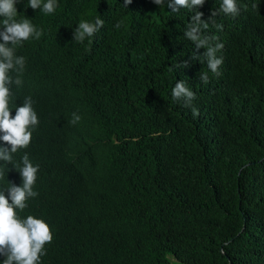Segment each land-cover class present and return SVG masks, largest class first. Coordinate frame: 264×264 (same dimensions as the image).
Listing matches in <instances>:
<instances>
[{"label":"trees","instance_id":"1","mask_svg":"<svg viewBox=\"0 0 264 264\" xmlns=\"http://www.w3.org/2000/svg\"><path fill=\"white\" fill-rule=\"evenodd\" d=\"M56 3L51 14L16 5L42 35L16 46L26 63L9 102L14 116L31 97L39 120L13 160L39 165L38 196L18 215L53 233L40 264H264V0H237L235 17L222 0L178 12L153 0ZM197 11L202 36L224 45L219 76L184 35ZM97 18L94 37L73 39ZM177 81L195 92L191 106L173 100ZM0 170V190L22 183Z\"/></svg>","mask_w":264,"mask_h":264},{"label":"clouds","instance_id":"2","mask_svg":"<svg viewBox=\"0 0 264 264\" xmlns=\"http://www.w3.org/2000/svg\"><path fill=\"white\" fill-rule=\"evenodd\" d=\"M20 0H0V17L3 18L0 26V161L6 165H11L16 169L22 179L20 185L9 181V185L0 190V256H4L3 264H40L41 257L46 254L45 245L53 240V233L49 225L40 218L28 215L21 218L18 210L22 212L28 206L31 198L38 196L34 191V185L37 180L39 165H33L29 156L25 153L21 157V162L16 164L13 160V154L20 149H26L32 138V131L39 124L38 116L34 111L31 97H25L22 105L16 106L15 115L11 113L9 107L12 92L10 91L13 84L20 86L22 80L21 74L25 67V58L17 56L15 49L17 45H22L24 41L30 38L39 39L42 31H38L28 19L17 21L18 13L16 5ZM132 0H124V5L128 7ZM153 3L164 8L165 5L172 11L178 12L181 8H198L203 6L205 0H153ZM28 7L34 11L41 9L46 14L54 13L57 3L56 0H28ZM220 11L226 15L237 16L240 9L237 0H222ZM204 14L197 11L191 17V23L184 35L187 39L195 44L197 55L193 58L198 59V50L206 49L203 53L207 60L208 69L216 76L221 73L220 66L223 64V57L216 54L222 50L224 45L216 43L210 44L207 36H202V29H207L209 24L207 20L202 19ZM217 12H212V16ZM210 18V17H209ZM104 21L97 18L94 23L81 21L73 30V39L83 43L86 38H92L103 27ZM120 23L116 24L119 28ZM222 30V25H216ZM189 62L185 60L183 67H188ZM11 73H17L15 78ZM200 79L207 83L209 77L207 73H202ZM174 101L183 100L186 107L191 106L195 99V92L186 86L185 82L177 81L171 92ZM193 116L199 115L198 109L192 108ZM81 117L73 113L70 121L75 125ZM8 173V172H7ZM5 176V172L0 170V178ZM7 193V195L5 194Z\"/></svg>","mask_w":264,"mask_h":264},{"label":"water","instance_id":"3","mask_svg":"<svg viewBox=\"0 0 264 264\" xmlns=\"http://www.w3.org/2000/svg\"><path fill=\"white\" fill-rule=\"evenodd\" d=\"M230 264H233V263L230 261Z\"/></svg>","mask_w":264,"mask_h":264}]
</instances>
